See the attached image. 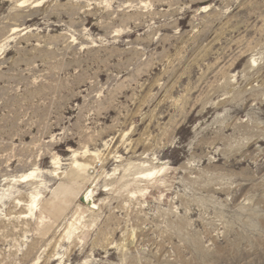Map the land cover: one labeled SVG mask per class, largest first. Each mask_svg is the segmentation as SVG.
Instances as JSON below:
<instances>
[{
  "label": "rangeland",
  "instance_id": "1",
  "mask_svg": "<svg viewBox=\"0 0 264 264\" xmlns=\"http://www.w3.org/2000/svg\"><path fill=\"white\" fill-rule=\"evenodd\" d=\"M0 264H264V0H0Z\"/></svg>",
  "mask_w": 264,
  "mask_h": 264
},
{
  "label": "bare ground",
  "instance_id": "2",
  "mask_svg": "<svg viewBox=\"0 0 264 264\" xmlns=\"http://www.w3.org/2000/svg\"><path fill=\"white\" fill-rule=\"evenodd\" d=\"M55 163V162H54ZM31 175H32V173L31 174H27V176H25V179H24V181L25 180H29V179H31ZM24 178V177H23ZM91 198V195L89 194V195H87V197H86V199L87 200H89ZM32 203V202H31ZM95 207V206H94Z\"/></svg>",
  "mask_w": 264,
  "mask_h": 264
},
{
  "label": "water",
  "instance_id": "3",
  "mask_svg": "<svg viewBox=\"0 0 264 264\" xmlns=\"http://www.w3.org/2000/svg\"><path fill=\"white\" fill-rule=\"evenodd\" d=\"M83 201L88 202V204H89L90 206H93V204H92V200H91V199L87 200V199H86V196L83 197Z\"/></svg>",
  "mask_w": 264,
  "mask_h": 264
}]
</instances>
